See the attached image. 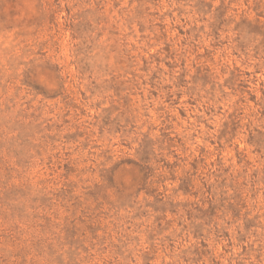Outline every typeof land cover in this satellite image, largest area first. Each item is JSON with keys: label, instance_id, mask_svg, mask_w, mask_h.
<instances>
[{"label": "rangeland", "instance_id": "374dc122", "mask_svg": "<svg viewBox=\"0 0 264 264\" xmlns=\"http://www.w3.org/2000/svg\"><path fill=\"white\" fill-rule=\"evenodd\" d=\"M0 264H264V0H0Z\"/></svg>", "mask_w": 264, "mask_h": 264}]
</instances>
